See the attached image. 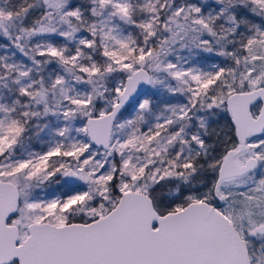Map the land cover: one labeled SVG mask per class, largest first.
<instances>
[{
  "label": "snow or ice",
  "instance_id": "snow-or-ice-1",
  "mask_svg": "<svg viewBox=\"0 0 264 264\" xmlns=\"http://www.w3.org/2000/svg\"><path fill=\"white\" fill-rule=\"evenodd\" d=\"M0 264H264V0H0Z\"/></svg>",
  "mask_w": 264,
  "mask_h": 264
}]
</instances>
